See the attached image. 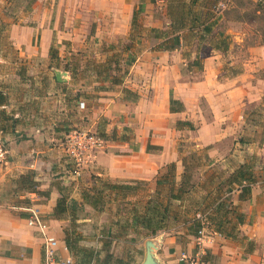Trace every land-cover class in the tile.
I'll list each match as a JSON object with an SVG mask.
<instances>
[{
	"label": "crops",
	"instance_id": "0c3cea01",
	"mask_svg": "<svg viewBox=\"0 0 264 264\" xmlns=\"http://www.w3.org/2000/svg\"><path fill=\"white\" fill-rule=\"evenodd\" d=\"M156 6L167 14L165 24H171L169 8L173 10L174 5L170 0H0V143L6 150L0 161V264H42L43 231L29 225L28 218L34 213L45 220L49 232L63 242L60 222L52 216L57 198L63 193L80 199L81 189L92 185L96 177L123 183L146 181L153 189L167 163L175 162L181 171L180 142L193 143L219 163L231 150L227 158L234 168L262 152L255 139L244 138V146L238 139L254 135L249 134L251 124L245 122L248 115L237 110L246 104L238 96L247 95L250 85L239 83L238 76L237 80L218 78L222 52L206 42L211 39L202 30L211 24L209 18L198 15L201 20L195 21L194 29H183L179 45L167 49L158 44L171 35L157 38L149 32H133V13L139 9L145 16L143 26L161 28L162 21L153 13ZM63 21L71 25V30L66 27L67 38L81 43L93 27V36L107 42L127 40L132 32L133 46L121 51V56L135 58L129 71L121 81L111 82L107 92L99 91L100 98H92L96 101H91V95L79 100L65 97L69 81L62 76L57 80L56 68L47 72L52 81L46 77L50 46L53 39L63 38ZM141 39L147 45L136 47ZM35 67V75L28 77ZM196 71L201 73L198 77H185L184 73ZM233 81L235 85L223 93L221 87ZM123 89L134 94L126 95ZM171 100L180 101L182 110L170 112ZM202 100L208 115L199 106ZM78 108L91 114L86 129L99 119L104 121L99 131L105 136V147L94 153L88 169L74 177L62 174L66 159L60 162L55 157L67 134L61 128L63 121L71 120ZM29 171L35 173L37 191L19 181ZM240 193L234 189L229 200L235 211L229 215L234 236L211 228L214 234L204 243V264H264V177L255 175L248 196L241 198Z\"/></svg>",
	"mask_w": 264,
	"mask_h": 264
},
{
	"label": "rangeland",
	"instance_id": "374dc122",
	"mask_svg": "<svg viewBox=\"0 0 264 264\" xmlns=\"http://www.w3.org/2000/svg\"><path fill=\"white\" fill-rule=\"evenodd\" d=\"M181 1L188 2V0ZM190 10L193 14L200 15L202 18H209V21H211V32L209 33L211 42L206 41L207 43L214 46L221 40L225 42V48L219 49L222 52L220 58L222 68L218 78L234 77L235 80L241 78L239 83L250 85L247 95L240 94L238 96L241 99L240 102L245 101L246 104L242 106L240 104L237 110L248 115L249 120L247 119L245 122L251 124V126L249 125L251 131L249 134L254 135H240L237 138L240 139L242 146L246 143L244 138H253L255 144L263 148L261 153H253L249 156V163L252 165L256 177L262 178L264 177V162H262L264 160V145H262L264 143V0H198L190 6ZM163 11L160 6L153 8L155 18L162 21L159 31L167 33L171 31V28L170 24H165L167 14L164 15ZM137 15L139 26L134 29V32L148 33L149 27L143 26L145 16L141 13V9L138 10ZM66 27L71 30V25H66L64 22L61 24L63 38L60 40L56 38L55 41L53 39L51 43L50 57L45 63L47 75H44L52 81L51 74L47 72H52L51 68H56L61 76L69 81L63 90L65 97L71 95L72 100H79L82 95H91V101H96L100 98L99 91L105 93L109 90L113 78L118 80L124 78L127 71H129L130 56H121V51L130 42L128 40L107 42L99 36H93L95 34V27H93L90 35L81 43V40L67 38L66 33L68 31ZM71 37L74 38V35L72 34ZM141 42H143L142 39L135 46L147 45L146 41L142 44ZM2 46H7V44L2 42ZM205 48H207L206 45ZM205 48L204 51H206ZM112 56L115 59L117 58L116 63L113 62ZM15 57V55L11 56V60ZM10 63H14V61ZM107 63L110 67L103 71V67ZM35 69L36 67L32 69L28 77L35 75V72H33ZM184 74H186L187 79H191L187 76L198 77L201 73ZM234 81L228 87H221L222 92L225 93V90L233 87L236 83ZM133 94L131 92L130 96ZM93 97L96 100L92 99ZM226 97H229L228 94ZM198 103L203 114L208 115L205 102L202 100ZM63 108L66 112L69 111L67 107L64 106ZM89 116L91 117V114L86 115L84 109H75L72 111L71 120L68 117L67 121H63L61 128L66 130V133L71 129H86L87 123L90 122ZM227 123L225 122V126ZM102 126H104V121L99 119L93 125V128L90 127L89 130L101 135L102 132L99 130ZM115 129L117 130V128ZM123 134L119 137H122ZM124 135L127 137L129 133ZM228 147L231 148V143ZM178 150L181 171H178L175 162H173L175 164L174 170L169 169L168 165L170 163H167L157 176V179H164V182L158 186L157 192L156 185L155 188L151 189L148 182L141 181L140 184H134L137 189L136 195L129 191L125 199H122L120 194L115 196L114 191H111L102 182H109V180L96 181L94 183L95 187L103 188L102 208L100 210L93 209L85 205L84 212L80 214L83 217H79L75 221V227L81 232L83 238L80 244L87 247L92 246L99 250L102 248L101 242H99L101 236L106 238L104 241H109L106 234L112 236L113 238L105 251L102 250L99 253L100 259H103L107 253L110 255L106 264H140L144 259L145 241L147 240L154 242V256L163 264H181L179 257L182 253L193 256L197 250L198 234L195 233V229L190 226V223L194 218L198 219L197 213L202 215V210L208 209V205L212 201L210 198H213L215 194L220 192L226 195L227 186L224 184V180L236 168L227 158L230 157L231 150L225 155V160L220 163L211 160L206 152L195 148L193 143L180 142ZM63 157L68 162L63 150L56 154L55 160L61 162L64 160ZM183 164L186 166V174H190L189 180L194 183V187L184 194L182 200H171L168 203L170 217L166 222V228L159 231L155 236H145L143 230H135L132 221L127 219L126 225H124L125 215L132 208L135 209L134 206L140 208L144 205L150 196L158 194L156 198L164 204L167 203L168 189L172 187L176 191L181 174L184 171ZM69 165V163H66L67 168H62V174L69 175L67 172ZM86 167L88 169V166ZM55 176H58V173ZM218 188L221 191H218ZM7 191L8 189H4V192ZM59 222L62 231L65 228H70L69 220L63 219ZM211 228V226L208 227L207 223L205 224L203 231L205 237H211L214 234ZM103 231H105V234H103Z\"/></svg>",
	"mask_w": 264,
	"mask_h": 264
},
{
	"label": "trees",
	"instance_id": "16d2710c",
	"mask_svg": "<svg viewBox=\"0 0 264 264\" xmlns=\"http://www.w3.org/2000/svg\"><path fill=\"white\" fill-rule=\"evenodd\" d=\"M171 3L173 2L174 8H169V14L173 16V22L170 24L171 31L170 32H163L159 31L158 28H152L150 27L148 32L153 37H162V36H169L167 39L160 42L159 47L163 46L167 49L175 48L179 45V36L180 32L188 27V30L194 29L196 26L194 23L195 21H198V15L193 14L190 10V6L194 5L198 0H188L186 3L185 1H178V0H170ZM138 12V11H137ZM190 23L186 25L185 20H187L188 16H191ZM138 15L137 13H133L132 17V28L133 32L134 29L139 26L138 22ZM203 25V23H200ZM203 33L208 34L211 32V24L204 25ZM130 43L125 45L123 50L130 49L133 45V38H132V32L127 39ZM225 42L224 40H221L216 43L215 48L216 49H224L225 48ZM51 53V48H50ZM55 56V55H51ZM129 56V55H128ZM113 62L116 63L117 58L115 59L114 56H112ZM131 63L134 61V56L130 55ZM129 59V60H130ZM105 65L103 67V71H106L107 68L110 67V65ZM118 80L116 78L112 79L113 83H116ZM123 92L126 93V95L131 94V92L128 89H123ZM136 94L133 96V98H136ZM1 100V98H0ZM176 106V107H175ZM183 108L182 104L178 100H171L169 111L170 112H176L181 111ZM181 123V122H178ZM183 124V123H182ZM100 135V134H99ZM105 139L104 134L100 135ZM121 139H124V136L121 137ZM66 162V161H65ZM69 163V162H66ZM70 164V163H69ZM184 165V164H183ZM169 169L174 170L175 164L171 162L169 165ZM73 166L70 164L68 167V174L73 175ZM81 175V173H80ZM79 175V176H80ZM162 179V178H161ZM157 179L156 180V192L158 191V186H160L161 183L164 182V179ZM190 174H186V166L184 165V171L181 174V178L179 180V183L176 187V191L170 187L168 189V195H167V203L164 204L162 201L158 200L156 196H150L149 199L142 205L140 208H137L134 206L135 209H131L127 215H125L124 225H126L127 219L132 221V224L134 225L135 230H143L145 236H155L159 231H162L166 228V222L168 218L170 217L169 209H168V203L171 200H182L184 194L188 192L189 190L193 189L194 183L190 180ZM102 181L107 179H102L100 177H96L92 183V185H89L87 187H84L80 191V199H76L74 197H71L67 194L61 193L59 197L57 198L55 205L52 210V216L55 219L63 220L67 219L70 222V228H65L63 230V243L67 247L68 253L70 256L74 259L75 264H106L108 263L109 256L108 253L105 255L103 259H100L99 253L103 250L105 251L106 247L109 245L110 240H112V236L109 234H106L109 241H104L106 238H103L101 236V239L99 242H101L102 248L97 250L92 246H85L80 244V241L83 239L81 236V232L76 229V223L75 221L79 217H83V215L80 216L81 213L84 212L85 205L93 208V209H101L103 204V188L95 187L96 181ZM19 181L24 183L28 190L37 191L36 187V181H35V173L33 171H29L19 177ZM103 184L106 185L111 191H114L115 196L121 195L122 199H125L128 192L131 191L133 194L136 195V187L134 184H140L141 181H134L133 183H123V182H113L109 180V182L102 181ZM255 182V174L252 169V165L250 163H240L234 171L224 180V184L227 186L226 195L222 193H217L213 198H210L212 201L208 205V209L202 210V214L204 215V219L208 224V227H212L216 232L220 233L221 235L232 237L234 236L235 231V225L231 223V218L229 215L234 216V209L232 206H230L229 200H230V194L231 192L239 188L240 189V197L243 198L245 196H248L250 194L251 190V184ZM168 183V182H167ZM218 191H221L218 188ZM225 192V191H224ZM223 192V193H224ZM229 194V195H228ZM100 206V207H99ZM116 222H118L116 220ZM230 223V224H229ZM190 226L195 229V233H198V230L201 228V223L199 219H193L190 223ZM124 227V226H123ZM133 228V230H134ZM105 231H103V234ZM203 261V257H202ZM181 262V261H180ZM183 263V262H182ZM181 263V264H182ZM204 263V262H203ZM184 264V263H183Z\"/></svg>",
	"mask_w": 264,
	"mask_h": 264
},
{
	"label": "built area",
	"instance_id": "2783aa9c",
	"mask_svg": "<svg viewBox=\"0 0 264 264\" xmlns=\"http://www.w3.org/2000/svg\"><path fill=\"white\" fill-rule=\"evenodd\" d=\"M84 103H79L83 107ZM61 146L68 162L73 166V176L78 177L83 169L89 165L95 152L105 147V139L99 134L89 129H71L64 137ZM6 150L0 143V161L4 160ZM200 220L201 228L197 235V250L193 256L182 253L179 261L184 264H204L202 257L204 254V243L210 240L209 236H204L205 224L204 215L196 214ZM29 225H37L43 231V260L42 264H75L67 247L60 242L57 237L49 232V226L45 220H41L34 213L28 218Z\"/></svg>",
	"mask_w": 264,
	"mask_h": 264
},
{
	"label": "water",
	"instance_id": "95a60500",
	"mask_svg": "<svg viewBox=\"0 0 264 264\" xmlns=\"http://www.w3.org/2000/svg\"><path fill=\"white\" fill-rule=\"evenodd\" d=\"M56 79L61 80V73L56 72ZM155 248V244L152 240L145 241V255L144 259L140 264H163L160 261H158L153 253V249Z\"/></svg>",
	"mask_w": 264,
	"mask_h": 264
}]
</instances>
